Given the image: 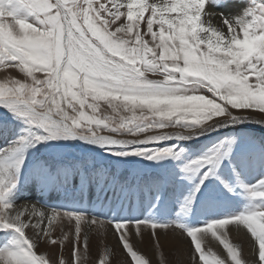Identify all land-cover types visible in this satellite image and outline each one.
Instances as JSON below:
<instances>
[{"label":"snow or ice","instance_id":"obj_1","mask_svg":"<svg viewBox=\"0 0 264 264\" xmlns=\"http://www.w3.org/2000/svg\"><path fill=\"white\" fill-rule=\"evenodd\" d=\"M0 71V264H87L109 229L126 264L133 230L264 264V0H0Z\"/></svg>","mask_w":264,"mask_h":264},{"label":"rangeland","instance_id":"obj_2","mask_svg":"<svg viewBox=\"0 0 264 264\" xmlns=\"http://www.w3.org/2000/svg\"><path fill=\"white\" fill-rule=\"evenodd\" d=\"M210 11H216V9H209ZM15 75V73H13ZM4 72L0 71V78H3ZM257 135L260 134L259 131L256 132ZM120 171L124 175H128L130 177L131 175V169H125L123 166L121 167ZM36 196H40L39 193L36 194ZM49 197V195H46ZM51 198H49L51 201L50 202H56L59 199L58 194L53 193L50 194ZM47 198V197H46ZM94 199V194L93 197ZM143 199V195L141 193H137L136 195H133L131 197V203L129 205V202H125V208L122 211V214H132V215H139L140 213V202ZM230 230V228H229ZM159 233V245L160 247H156V241L151 240L150 241V232H144L142 230V234L140 236L135 235V231L133 230V234L131 236V243L134 247L135 250H137L139 253L143 254L145 258L150 259L151 264H160L161 258H163L165 264H191V250L189 247V243L186 240H179L175 239V241L169 242L167 236L163 234L162 230H157ZM59 235V233H57ZM101 238V237H100ZM229 239L231 240L232 243L239 244L240 246L242 245L241 242L236 241L232 235L229 234ZM117 240V239H116ZM184 242L188 245V249L186 246L183 245ZM118 246L117 248L112 245V243L107 240V239H99L98 236L95 238L89 239V259L87 261V264H97V261L99 259V255L103 252L105 248L109 249L111 252V264H126V261L130 260L126 256V253L123 252L122 247L119 245V242L117 240ZM170 245H167V244ZM210 243H212L210 241ZM214 250L216 251L217 249H220L221 254H224V250L221 245L218 244V242H215L212 244ZM71 249H72V244L69 241L63 248V256L64 258L68 259L69 264H71ZM48 251L51 253L52 251L56 252L57 258L61 255V249L60 246L57 245V247L53 249H46L44 245H41L38 249L37 252H44ZM186 254V260L181 259L182 258V253ZM153 253V256L151 255ZM250 254L253 256L252 251ZM255 259V257L253 258Z\"/></svg>","mask_w":264,"mask_h":264},{"label":"bare ground","instance_id":"obj_3","mask_svg":"<svg viewBox=\"0 0 264 264\" xmlns=\"http://www.w3.org/2000/svg\"><path fill=\"white\" fill-rule=\"evenodd\" d=\"M217 11V10H216ZM216 21L215 20H213V23H215ZM34 195V194H33ZM47 197V198H46ZM45 198L46 199H49V198H51V196H45ZM50 200V199H49ZM51 201V200H50ZM229 234L230 235H232L233 236V238L236 240V241H238V242H241L242 243V245H241V250H242V255H243V258L245 259V260H247V261H251V260H253V258L254 257H252V255L250 254V252L252 251V249H251V247L249 246V239H250V237L248 236V235H240V234H237L234 230H232L231 228H230V230H229ZM96 236H98V238L99 239H107L108 241H109V243L111 242L112 243V245L114 246V247H116L117 248V246H118V243H117V240H116V238L114 237V235H113V232L109 229L106 233H104V234H99V233H95V232H93V233H91L90 235H89V239H93V238H95ZM101 237V238H100ZM167 238L169 239L168 241L169 242H172V241H175V239H179V240H181V238H178L177 236H175V235H173L172 233H169V235L167 236ZM181 243H183V245L184 246H186L187 247V249H188V245L186 244V243H184V242H182L181 241ZM167 245H170L169 243L167 244ZM119 247V246H118ZM216 251H218L219 253H221L220 252V249H217L216 248ZM182 253V258L181 259H183V260H186V254H184L183 252H181ZM152 256H153V253L151 254ZM256 258V257H255Z\"/></svg>","mask_w":264,"mask_h":264}]
</instances>
